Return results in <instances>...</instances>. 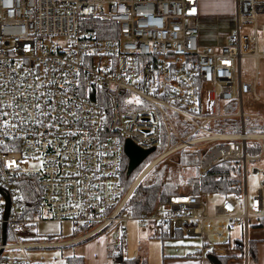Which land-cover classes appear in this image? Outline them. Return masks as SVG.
Here are the masks:
<instances>
[{
	"label": "built area",
	"instance_id": "built-area-1",
	"mask_svg": "<svg viewBox=\"0 0 264 264\" xmlns=\"http://www.w3.org/2000/svg\"><path fill=\"white\" fill-rule=\"evenodd\" d=\"M262 11L259 0H233L226 42L201 46L198 0H0V264H33L27 248L59 244L25 240L42 214L81 238L115 228L110 253L135 220L149 237L193 238L171 244L184 254L236 249L246 260L248 227L264 223V130L245 118H264L243 108L242 94L258 96L239 61L264 56ZM126 138L160 148L142 170L183 147L201 149L200 175L235 163L238 190L211 206L212 192L168 194L133 216L125 204L136 183L124 190L120 179ZM29 159L37 167L23 166ZM250 163L257 188L248 197ZM22 176L40 190L33 215Z\"/></svg>",
	"mask_w": 264,
	"mask_h": 264
},
{
	"label": "crops",
	"instance_id": "crops-1",
	"mask_svg": "<svg viewBox=\"0 0 264 264\" xmlns=\"http://www.w3.org/2000/svg\"><path fill=\"white\" fill-rule=\"evenodd\" d=\"M213 1L214 0H212V2ZM259 1L263 5V11L257 14L256 21L259 16V27L264 30V0ZM208 2L209 0H198L199 14L196 17V25L198 28V42L201 46L206 44H222L226 42L227 34L233 25L232 0H219V20H216L211 16L212 14L208 13L212 4L211 2L208 7ZM261 51H264V47H262L259 52ZM261 57L264 56L260 55L257 58L260 59ZM246 58L250 59V56ZM251 225L254 226V233L248 236L249 243L253 248L252 254H249L250 258L245 260L241 256L239 250L235 249L229 254H236V256L228 257L226 264H264V223H252ZM125 226L128 235H126L124 240L125 245H122L121 250H123V248L125 249L126 256L145 257L147 264H213L211 259L218 256L215 253L204 256H191L184 254L181 250L173 249L171 247L173 242L181 241L183 238L170 239L167 237L163 240L161 238L149 237L147 231L141 230L135 220L127 221ZM80 233V230L76 231L72 228L71 232L67 235L59 233L57 234L56 239L52 240L59 242V244L46 246H63L65 247L63 250L64 257L68 255L81 256L83 264H106L108 253L111 254L110 248L107 247L109 240H105V238H108L107 233L109 232H103L106 235H103L102 238L99 237L98 239L97 237L91 239L98 233L82 238L79 237ZM114 235L115 232L112 235L113 238ZM135 236L136 239L133 242L132 238ZM27 239L28 236L25 237L26 241ZM97 249L98 254L95 253Z\"/></svg>",
	"mask_w": 264,
	"mask_h": 264
},
{
	"label": "rangeland",
	"instance_id": "rangeland-1",
	"mask_svg": "<svg viewBox=\"0 0 264 264\" xmlns=\"http://www.w3.org/2000/svg\"><path fill=\"white\" fill-rule=\"evenodd\" d=\"M211 2L212 0H209L208 7L210 6ZM232 4H233V0H232ZM208 13L212 14L211 16L214 17L216 20H219V0H214L212 2L211 7L208 10ZM259 22L260 21L258 16L256 21L258 51H260L262 47H264V30L259 27L260 24ZM246 57L248 56L242 57L239 61L240 69H241V77L246 82H251L253 77L254 76L256 77L255 91L258 98L254 100L252 94L250 93L242 94L241 96L242 105L246 112L258 113L264 118V57H261L260 59L257 58V60L253 59L252 57H250V59H247ZM245 124L247 126V129L249 130H254V131L264 130V124L262 123L260 118L255 115L247 116L245 118ZM250 126H254V128H250ZM176 128L177 131L179 132L180 127L176 126ZM159 149L160 148L157 147L154 152H157ZM178 155H179V150L175 153H172L162 158L160 161L154 164L148 170V172H146L139 179L138 182L146 185L152 183L157 178H159L162 184L164 183L172 184L174 185L173 187H175V190H178L179 192L190 191L191 187L190 184L187 182V178L190 175L192 176L194 169L191 166H184L180 163H177L176 159L178 158L177 157ZM252 164L253 163H250L248 165L246 172V191L248 197L253 196L257 188V176L255 172L252 170V167L256 165H252ZM37 165H38L37 161L31 159L23 162V166L29 169L35 168L37 167ZM166 195L167 194L163 195V198ZM161 199H157V200H161ZM218 201H219V195L214 194L212 198L208 200V203L211 206ZM237 210L239 211V208ZM42 216L43 218L40 220L38 219L39 217L36 216L34 217V222L30 225L29 229L27 230L28 241H33V242L51 241L53 239H56L57 234L61 233L62 235H67L68 233L71 232V229L73 228L71 224L68 223L67 221H63L59 223L47 218L45 214H42ZM253 228L254 226L252 225L248 227V236L254 233ZM236 229L234 231H236ZM114 232H115V228L109 233H107L108 238L107 239L105 238V240L107 241L109 240V244L107 245V247L109 248L111 247L110 242L113 239L112 235L114 234ZM103 235L106 234L100 232L91 239H94L95 237H97V239L99 237L102 238ZM181 238L183 239L181 241H178L177 243L194 241L193 238H184V237ZM135 239L136 236L132 238L133 242L135 241ZM122 245L123 246L125 245V241L123 242ZM64 248L65 247L63 246H37V247L27 248L26 252L30 257L31 261L33 262V264H64L63 263ZM89 251L92 252L91 250ZM95 253L98 254V249L95 251ZM122 253L126 255V251L124 248L122 250ZM248 258H250V256ZM106 264H116L109 257V253L107 256Z\"/></svg>",
	"mask_w": 264,
	"mask_h": 264
},
{
	"label": "trees",
	"instance_id": "trees-1",
	"mask_svg": "<svg viewBox=\"0 0 264 264\" xmlns=\"http://www.w3.org/2000/svg\"><path fill=\"white\" fill-rule=\"evenodd\" d=\"M154 152L148 155L141 163L136 166L128 175L125 174L127 158L123 155L121 163L120 179L121 185L124 190L130 187L132 181L139 175L144 166L154 158L158 153ZM201 153V149L193 147H183L179 150L177 163L184 166H191L194 171L192 176L187 178V182L190 184V193L199 192H212L217 195H227L228 193H234L238 190V167L235 163H220L213 166L206 171L205 174L200 175L197 171V162ZM138 174V175H137ZM19 192L20 198L23 204L26 206L29 214H34V209L38 203L40 190L36 184L34 177L22 176L19 178ZM174 185L169 183L162 184L160 179L157 178L150 184H141L137 182L130 192V195L126 201L125 206L128 207L133 214L137 216L141 213L149 212L157 199H164L165 194H175L178 190H175ZM161 199V200H162ZM52 241V240H51ZM253 251L252 245L249 243V254ZM236 256V254H223L215 256L211 259L213 264H226L228 257ZM111 260L116 264H147L145 257L138 256H126L122 253L121 248L112 250L109 254ZM64 264H83L81 256L68 255L64 257Z\"/></svg>",
	"mask_w": 264,
	"mask_h": 264
},
{
	"label": "water",
	"instance_id": "water-1",
	"mask_svg": "<svg viewBox=\"0 0 264 264\" xmlns=\"http://www.w3.org/2000/svg\"><path fill=\"white\" fill-rule=\"evenodd\" d=\"M153 150H154L153 146L148 148H141L136 144H134L130 139L128 138L124 139L123 152L127 158L125 174L128 175ZM4 198L7 207L8 198L6 195H4Z\"/></svg>",
	"mask_w": 264,
	"mask_h": 264
},
{
	"label": "bare ground",
	"instance_id": "bare-ground-1",
	"mask_svg": "<svg viewBox=\"0 0 264 264\" xmlns=\"http://www.w3.org/2000/svg\"><path fill=\"white\" fill-rule=\"evenodd\" d=\"M161 158H162V157L157 158V159L154 161L153 165H154L156 162H158ZM149 168H150V167H149ZM149 168H148V169H149ZM148 169L142 170V171L139 173V175H138V176L135 178V180L132 182V186H133L135 183H137V182L139 181V179L145 174V172H146ZM147 172H148V171H147Z\"/></svg>",
	"mask_w": 264,
	"mask_h": 264
}]
</instances>
